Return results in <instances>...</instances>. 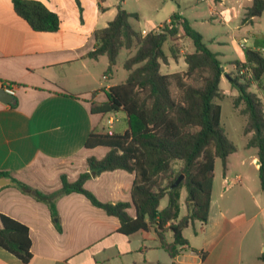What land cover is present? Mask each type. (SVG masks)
<instances>
[{
  "label": "crops",
  "instance_id": "crops-1",
  "mask_svg": "<svg viewBox=\"0 0 264 264\" xmlns=\"http://www.w3.org/2000/svg\"><path fill=\"white\" fill-rule=\"evenodd\" d=\"M37 1L58 15L60 28L56 33L35 32L16 14L13 0H0V88H15L13 103L0 102V176L51 194L61 189L62 176L76 181L88 171V158L101 159L109 151L85 147L92 131L124 133L127 129L124 112L92 114L91 104L107 101L106 91L124 81L114 82V71L107 72L105 55L97 60L87 56L95 48V31L114 19L124 0ZM181 1L185 0H177ZM227 1L217 4L225 6ZM233 1L244 13L252 2ZM187 3L191 7L193 2ZM178 13L184 18L181 11ZM107 115L108 127L103 123ZM122 118L126 126L114 131ZM110 120H115L112 125ZM251 156L258 173L257 155ZM229 174V161L220 180L214 172L208 221L184 230L187 244L174 258L162 248L154 227L125 236L119 232L118 218L82 194L58 198L59 230L47 204L13 184L4 186L0 188V215L26 226L32 245L27 263L0 247V264H264L262 249L257 252L254 247L256 234L250 236L257 215H251L239 202L240 192L226 197L231 189L252 194L246 185L249 180L238 174L235 187H228ZM258 178L259 174L250 181L256 192ZM133 181V174L115 170L91 177L85 188L104 203L131 202ZM261 193L256 194L262 197L264 191ZM252 200L259 202L255 195ZM166 205L160 204V210ZM129 213L135 217L133 205ZM184 215L186 207L180 211V217ZM164 240L168 244L173 241L171 231L164 233Z\"/></svg>",
  "mask_w": 264,
  "mask_h": 264
},
{
  "label": "trees",
  "instance_id": "trees-1",
  "mask_svg": "<svg viewBox=\"0 0 264 264\" xmlns=\"http://www.w3.org/2000/svg\"><path fill=\"white\" fill-rule=\"evenodd\" d=\"M13 8L35 32L56 33L60 28L58 15L40 1L13 0ZM263 13L264 0H252L243 22L253 24ZM131 18L138 19V15L118 6L114 19L105 28L95 31V48L87 55L95 60L105 55L109 62L108 73H111L120 51L136 46V53L124 63L128 71L126 80L106 91L107 101L91 104L92 114L124 112L125 132L92 131L85 147H105L109 151L101 159L88 158V171L76 181L70 182L62 176V187L54 193L44 194L16 179L11 178V181L22 193L48 205L59 230L58 198L79 193L109 216L118 218L119 232L125 236L154 227L162 248L174 258L187 244L184 230L196 222L208 221L216 161L222 162L226 172L230 155L237 151L221 126L222 107L215 103L220 98L225 71L218 54L179 13L145 35L133 28ZM181 31L194 44V52L184 56L187 69L162 74V63L167 64L169 59L164 45L179 37ZM171 51L172 58H177L175 51ZM244 58V61L232 62L234 68L237 71L246 68L253 81H262L264 38L257 40L254 47L246 48ZM228 75L238 90L235 105L243 103L245 106L243 113L247 122L243 133L249 135L247 147L256 149L259 179L264 188L263 105L258 95L249 91L250 82L243 83L240 78ZM177 163L180 164L178 169ZM115 170L134 175L131 202L104 203L85 188L91 177ZM180 175H184V179L172 188ZM182 189L186 191V215L180 217ZM165 198L167 205L160 210ZM132 205L135 217L129 213ZM168 231L173 234L169 244L164 240V233ZM31 245L29 229L1 214L0 247L27 263L31 258ZM260 259L264 262V255Z\"/></svg>",
  "mask_w": 264,
  "mask_h": 264
},
{
  "label": "rangeland",
  "instance_id": "rangeland-1",
  "mask_svg": "<svg viewBox=\"0 0 264 264\" xmlns=\"http://www.w3.org/2000/svg\"><path fill=\"white\" fill-rule=\"evenodd\" d=\"M188 1H181L179 4V2L172 0H124L122 8L127 12L138 15V19L131 18L130 23L135 30L141 33L151 29L154 25L166 23L173 14L181 11L191 27L203 36L207 46L218 54L227 76L222 78L220 98L216 99L215 103L222 107L221 126L225 131L226 137L237 148V151L229 158L230 180L228 187L233 186V181L237 178L236 175L242 174L248 178L249 183L246 185L251 189L252 193L249 194L244 189H231V192L227 193L226 197L236 196V192H240L237 195L239 202L246 207L251 215H257L254 221V229L250 236L256 234L255 250L259 252L262 249L261 254L264 255V193L262 197L256 194L263 192L264 188H262L259 178L255 184L257 192L255 191L254 183L252 185L250 183L251 179L254 180L258 174L255 168L256 165L252 163L251 156L252 154L256 155V149L247 147L249 135L246 136L243 133L247 122V116L243 113L245 106L243 103L235 105V101L238 98V90L230 81L228 75L230 74L232 78H240L243 83L250 82L249 91L258 95L264 110V78L260 82H255L249 75H240V72L232 64V62L244 61V50L254 47L257 40L264 38V13L260 18H256L253 24H250L243 22L244 10L233 0H228L225 6L214 3L213 0H192L191 7H188ZM82 4L87 11L86 3L82 2ZM171 49L175 51L177 58H172L173 52ZM164 50L169 59L167 64L162 63L161 72L162 74H170L187 69L184 56L187 53L194 52V44L192 39L185 36L181 31V36L165 43ZM135 53L136 46L132 49L123 48L120 51L116 65L113 67L115 83L125 81L128 77V71L124 69V63ZM105 60H107V57H105ZM106 69L108 72V66ZM108 117L109 115L103 121L106 127H108ZM122 126H126L123 118L116 123L114 131H120ZM179 166L180 164L177 163L175 167L178 169ZM214 172L216 179L220 180L223 175V165L219 159L216 161ZM252 195H255V198L259 201L257 204L252 200ZM185 196L186 191L182 189V197L180 199L182 212L185 211L186 207ZM161 204L162 206L166 205L167 199H163ZM188 234H192V229H189Z\"/></svg>",
  "mask_w": 264,
  "mask_h": 264
},
{
  "label": "water",
  "instance_id": "water-1",
  "mask_svg": "<svg viewBox=\"0 0 264 264\" xmlns=\"http://www.w3.org/2000/svg\"><path fill=\"white\" fill-rule=\"evenodd\" d=\"M223 76H227V73H224ZM14 98L13 96L9 95L4 88H0V102L4 104L13 103ZM259 164V161L257 162ZM184 179V175H180L179 178L175 181L172 185V188L177 187L180 182ZM12 184V181L7 177H0V188Z\"/></svg>",
  "mask_w": 264,
  "mask_h": 264
},
{
  "label": "built area",
  "instance_id": "built-area-1",
  "mask_svg": "<svg viewBox=\"0 0 264 264\" xmlns=\"http://www.w3.org/2000/svg\"><path fill=\"white\" fill-rule=\"evenodd\" d=\"M202 1H206V0H202ZM239 72H240V75L246 74L247 76L249 75L251 77V73L246 68H241ZM105 78H107V77H105ZM3 88L9 95H11V96L15 95V88L12 85H6V86H3ZM113 122H114V120H110L109 121L110 125H112Z\"/></svg>",
  "mask_w": 264,
  "mask_h": 264
}]
</instances>
